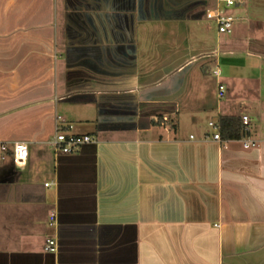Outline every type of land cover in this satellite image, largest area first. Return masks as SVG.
I'll list each match as a JSON object with an SVG mask.
<instances>
[{
  "label": "crops",
  "instance_id": "crops-1",
  "mask_svg": "<svg viewBox=\"0 0 264 264\" xmlns=\"http://www.w3.org/2000/svg\"><path fill=\"white\" fill-rule=\"evenodd\" d=\"M81 2L0 0V264H264V0Z\"/></svg>",
  "mask_w": 264,
  "mask_h": 264
},
{
  "label": "built area",
  "instance_id": "built-area-1",
  "mask_svg": "<svg viewBox=\"0 0 264 264\" xmlns=\"http://www.w3.org/2000/svg\"><path fill=\"white\" fill-rule=\"evenodd\" d=\"M226 7L233 6V2L226 1L225 3ZM206 18L209 20H214L217 26V31L219 34H230L232 32L234 20L232 17L225 16L222 13H206ZM215 75H217V72H214ZM223 87H218V96L221 97L223 94ZM61 122V118L57 117L55 121V129H54V137L51 143V147L53 150V153L55 155H69L72 153H75L79 148L82 146L89 144L94 141V139L90 138L89 136H74V135H68V130L70 127H67L63 129V131L60 130L58 127L59 123ZM241 124L244 131H247L249 126V119L247 117L241 118ZM209 127L214 130V134L212 135V141L223 144L224 141L221 139L220 134L218 132V126L217 124L210 123ZM256 144L251 141H242V148L247 150L250 148H255ZM0 151L2 153H6L8 151V148L6 145L1 144L0 145ZM12 162L13 165L17 168H20L22 165L25 164L28 156L27 148L23 144L20 143H14L12 145ZM46 187L48 185H45ZM55 224V215L52 214L50 217V226H54ZM44 251L46 253L54 254L57 252V241L56 239H47L46 244L44 247Z\"/></svg>",
  "mask_w": 264,
  "mask_h": 264
},
{
  "label": "trees",
  "instance_id": "trees-1",
  "mask_svg": "<svg viewBox=\"0 0 264 264\" xmlns=\"http://www.w3.org/2000/svg\"><path fill=\"white\" fill-rule=\"evenodd\" d=\"M217 126L222 140H239L243 136V127L239 118L220 117ZM11 155L12 153H10Z\"/></svg>",
  "mask_w": 264,
  "mask_h": 264
},
{
  "label": "rangeland",
  "instance_id": "rangeland-1",
  "mask_svg": "<svg viewBox=\"0 0 264 264\" xmlns=\"http://www.w3.org/2000/svg\"><path fill=\"white\" fill-rule=\"evenodd\" d=\"M61 118V117H60ZM62 119V118H61ZM64 121V120H63ZM61 121L58 125V127L60 128L61 131H63V129L67 128V127H70V129H74V126H86L88 125L87 123H79L78 121ZM70 130H68V133H69ZM68 135H73L71 133H69ZM92 138V137H90ZM93 139V138H92ZM10 160L12 161V156H10ZM13 163V162H12ZM0 164H1V160H0ZM52 190L54 189V187L51 188Z\"/></svg>",
  "mask_w": 264,
  "mask_h": 264
},
{
  "label": "flooded vegetation",
  "instance_id": "flooded-vegetation-1",
  "mask_svg": "<svg viewBox=\"0 0 264 264\" xmlns=\"http://www.w3.org/2000/svg\"><path fill=\"white\" fill-rule=\"evenodd\" d=\"M74 1H75L76 5H77V9L82 10L83 8H85V5L82 4L81 0H74ZM77 1H80L81 3L77 2Z\"/></svg>",
  "mask_w": 264,
  "mask_h": 264
}]
</instances>
